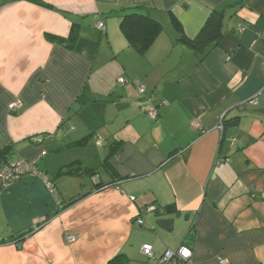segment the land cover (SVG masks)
I'll return each mask as SVG.
<instances>
[{
	"label": "crops",
	"instance_id": "obj_1",
	"mask_svg": "<svg viewBox=\"0 0 264 264\" xmlns=\"http://www.w3.org/2000/svg\"><path fill=\"white\" fill-rule=\"evenodd\" d=\"M38 1L0 0V167L36 159L53 193L26 175L0 195V264H159L180 246L185 264H264V0L202 62L172 17L193 39L226 0ZM122 8L162 24L144 54ZM72 29V48L51 39Z\"/></svg>",
	"mask_w": 264,
	"mask_h": 264
},
{
	"label": "trees",
	"instance_id": "obj_2",
	"mask_svg": "<svg viewBox=\"0 0 264 264\" xmlns=\"http://www.w3.org/2000/svg\"><path fill=\"white\" fill-rule=\"evenodd\" d=\"M31 1L43 5L38 0ZM246 1L247 0H226L222 5L213 7L205 23L193 39L185 37L181 26L177 20L172 17V26L179 31L180 34L178 41L191 49L196 56L197 62H202L209 52L219 44V41L226 32L227 23L231 19L237 17L238 13L245 7ZM128 10L130 9H120L119 12H121L122 15L119 28L127 41L128 47L139 54H144L162 32V24L149 14H139L135 12L125 13V11ZM51 39L59 44L67 45L68 48H72L76 36L74 29H72L69 37L66 39L55 37ZM67 171L71 172L70 169ZM41 174L43 175V173ZM89 174L94 176V173ZM100 189L101 188H98V190ZM86 195L88 194L72 199L66 207L75 204ZM22 238L23 236H20L15 240L20 242ZM0 244H2V241H0Z\"/></svg>",
	"mask_w": 264,
	"mask_h": 264
},
{
	"label": "built area",
	"instance_id": "obj_3",
	"mask_svg": "<svg viewBox=\"0 0 264 264\" xmlns=\"http://www.w3.org/2000/svg\"><path fill=\"white\" fill-rule=\"evenodd\" d=\"M97 28L103 29V24H98ZM237 31L239 33H242L244 31V28L242 26L237 27ZM126 82L122 79H119V84L123 85ZM138 92L140 95H143L145 92L144 86L141 85L138 88ZM152 103V101H151ZM150 103V104H151ZM149 104V105H150ZM21 107V104L19 101H14L9 104L8 109L9 111L15 112L19 110ZM145 114L151 119L156 120L157 118V111L153 105L149 106L147 110L145 111ZM218 127L221 128L222 126V119L218 123ZM98 145L101 143L98 141ZM37 160H25V159H18L11 161L9 163H6L0 167V195L4 192H6L11 184L15 182L16 180L20 179L23 176L26 175H33L41 178L44 182L47 183L51 193H53L52 187L48 184L47 179L38 172L37 170ZM146 211L148 213H155L157 209L154 206H148L146 208ZM136 222L138 225L142 224V220L140 218L136 219ZM67 240L73 241L74 238L68 237ZM141 253L144 257L148 259L153 258V251L152 247L150 245H143L141 247ZM191 257V251L183 246H180L175 251H166L159 259V264H185L189 261ZM221 264H225L224 261L220 262Z\"/></svg>",
	"mask_w": 264,
	"mask_h": 264
},
{
	"label": "water",
	"instance_id": "obj_4",
	"mask_svg": "<svg viewBox=\"0 0 264 264\" xmlns=\"http://www.w3.org/2000/svg\"><path fill=\"white\" fill-rule=\"evenodd\" d=\"M176 217L179 218L180 216L177 215ZM185 218H187V217H185ZM170 223H171V221H169V220H160L157 222V226H159L161 229L165 230V229H169Z\"/></svg>",
	"mask_w": 264,
	"mask_h": 264
},
{
	"label": "rangeland",
	"instance_id": "obj_5",
	"mask_svg": "<svg viewBox=\"0 0 264 264\" xmlns=\"http://www.w3.org/2000/svg\"><path fill=\"white\" fill-rule=\"evenodd\" d=\"M122 80H124L123 78H121ZM118 82H119V79H118Z\"/></svg>",
	"mask_w": 264,
	"mask_h": 264
}]
</instances>
